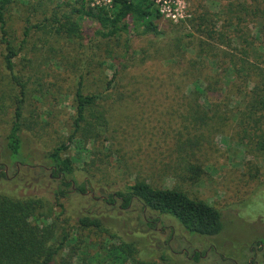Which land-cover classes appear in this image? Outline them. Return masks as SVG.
Here are the masks:
<instances>
[{"label":"rangeland","instance_id":"obj_1","mask_svg":"<svg viewBox=\"0 0 264 264\" xmlns=\"http://www.w3.org/2000/svg\"><path fill=\"white\" fill-rule=\"evenodd\" d=\"M151 1L160 35L103 37L97 22L75 11L110 10L109 0L6 6L5 36L16 56L9 70L0 33V194L37 201L28 227L44 234L53 226L57 243L66 237L55 258L264 264V104L256 100L264 94V48L255 37L264 0ZM78 87L98 95L82 130L74 124ZM20 95L24 159L11 160L6 135ZM60 144L76 172L57 197L62 175L46 155ZM139 180L216 207L222 230L188 233L136 198L126 208L116 197L107 201ZM84 215L101 226L82 227Z\"/></svg>","mask_w":264,"mask_h":264},{"label":"trees","instance_id":"obj_2","mask_svg":"<svg viewBox=\"0 0 264 264\" xmlns=\"http://www.w3.org/2000/svg\"><path fill=\"white\" fill-rule=\"evenodd\" d=\"M11 1L0 0V33L5 47L4 61L9 70L12 68V59L16 56V50L5 36L4 10ZM75 11L80 16L97 22L101 28L98 33L103 37H112L129 31L137 35H160L162 33L155 23V18H158L159 14L153 9L151 0H112L110 10L86 8L81 4ZM256 11L260 10L253 9V14ZM257 28L255 37L259 43H262L263 49L264 23L259 24ZM258 53L264 54L262 51ZM256 95L257 102L264 104V94L260 95L258 91ZM97 98L96 94H85L79 87L76 89L74 124L77 129L82 130L85 113L88 107L94 105ZM21 107L22 98L20 95L15 103L13 118L6 135V147L11 160L12 157H16L17 160L24 159L21 154ZM94 130V127L88 128L89 132L97 133V130ZM259 136L260 147L264 148V134ZM66 148L65 144H60L46 155L50 161L51 172L62 175L63 186L56 189L57 197L64 196L66 189L72 188V181L67 180V177L73 176L76 172L73 161L69 157L63 156ZM77 189L80 193L86 191L81 185H78ZM107 195V201L113 202L116 197L123 208L128 207L131 200L136 198L149 210L173 216L188 233L214 236L220 233L223 228L221 214L216 207L202 200L194 199L177 189L155 188L145 181L139 180L128 183L121 189H115ZM36 204L37 201L34 199H13L0 194V264H96L100 260L104 261L103 258H72L71 254H67L68 258L65 256L55 258L63 246L66 247L63 242L66 237L57 243L54 239L53 226H48V231L44 234L28 227V220L33 216ZM78 223L82 227L99 228L101 226L98 217L89 215L79 217ZM133 260L134 258H113L114 264H125L126 262L131 264ZM160 260L166 261V258H160ZM136 263L155 264L143 261Z\"/></svg>","mask_w":264,"mask_h":264},{"label":"built area","instance_id":"obj_3","mask_svg":"<svg viewBox=\"0 0 264 264\" xmlns=\"http://www.w3.org/2000/svg\"><path fill=\"white\" fill-rule=\"evenodd\" d=\"M109 1H111V3H112V0H109ZM153 1H155L156 3L161 2V3H164V4H167V2H168V0H153ZM176 10H177L176 8L175 9H168V16H170L173 19H176V17H177V11ZM159 11L161 13H164L166 10L160 9Z\"/></svg>","mask_w":264,"mask_h":264}]
</instances>
